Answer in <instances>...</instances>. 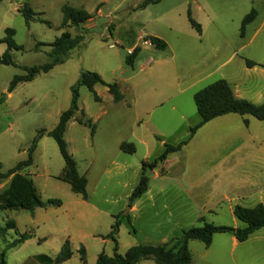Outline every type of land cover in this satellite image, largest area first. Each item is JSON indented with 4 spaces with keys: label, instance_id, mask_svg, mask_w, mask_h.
Listing matches in <instances>:
<instances>
[{
    "label": "rangeland",
    "instance_id": "rangeland-1",
    "mask_svg": "<svg viewBox=\"0 0 264 264\" xmlns=\"http://www.w3.org/2000/svg\"><path fill=\"white\" fill-rule=\"evenodd\" d=\"M144 1L3 0L0 4V55L8 48L3 43L8 28L15 30V42L22 48L12 51L18 66L0 64L3 172L27 159L28 149L41 130L49 132L58 125L61 114L71 106L72 87L83 72H96L105 82L119 84L124 95L117 103L107 87L98 84L95 88L101 98L98 102L86 86H81L78 105L86 118L93 120L95 131L92 133L91 127L71 121L66 134L69 151L77 158L80 173L91 169V201L106 213L98 225L69 226L71 218L77 215L73 211L74 201L80 196L69 184L57 179L63 172L64 160L56 141L45 136L38 143L29 171L44 201L62 202L59 215L64 222L56 234H49L51 231L42 227L36 232L37 239L28 242L25 253L18 257L33 252L36 246L48 256L55 254L63 241L81 228L101 233V239L110 241L108 235L116 218L120 221L117 240L121 254L135 245L172 247L186 230L202 226L204 221L241 227L243 224L234 215L235 206L252 207L260 203L264 192V120L230 114L199 130L190 145L174 155L187 164L169 165L165 178L152 180L151 195L141 199L140 212H130L132 203L128 197L132 185L137 184L135 170L145 154V147L136 144L133 133L145 137L149 147L160 153L165 143L177 145L186 140L190 128L200 122L192 91L204 86L182 94L174 82L177 75L194 72L193 69H210L213 76L209 83L227 79L234 90L239 88L240 97L264 104V0H162L140 8ZM25 4L36 14L29 25L19 12ZM66 4L85 8L93 17L81 26L84 42L63 63L41 73L32 82L20 84L12 97H8L13 78L26 74L23 66L46 64L52 50L50 45L63 32L79 34L74 27L61 28L62 8ZM189 9L202 25L201 35L189 23ZM253 9L257 17L246 26L242 36L243 19ZM150 34L166 41L168 48L160 50L145 45L144 40ZM136 48L140 52L129 65L128 51ZM247 60L258 65L248 68ZM149 61L153 70H141ZM81 117L77 112L76 118ZM118 141L134 144L136 152H122L116 146ZM122 166L128 168L123 171ZM7 181H2L0 186ZM200 182L212 195V212L195 202L186 209L183 196L155 193L160 183L171 188L176 183L181 187ZM9 220H15L19 228L25 229L32 218L25 210H0V228L6 227ZM12 234L15 236L14 231ZM45 238L46 241L39 243ZM101 239L86 240L90 258L100 250L113 254L114 243H101ZM189 248L191 264H264V229L248 241L238 242L236 247L231 234L220 233L214 236L209 248L197 240L190 241ZM139 264L156 263L147 260Z\"/></svg>",
    "mask_w": 264,
    "mask_h": 264
},
{
    "label": "trees",
    "instance_id": "trees-1",
    "mask_svg": "<svg viewBox=\"0 0 264 264\" xmlns=\"http://www.w3.org/2000/svg\"><path fill=\"white\" fill-rule=\"evenodd\" d=\"M2 1L3 0H0V4ZM161 1L162 0H146L143 6L158 4ZM19 12L23 14L27 25H29L36 15L29 4H25L23 8L19 9ZM62 12L63 21L61 28L66 30L67 28L74 27L77 31H80L81 26L92 18V15L86 9L72 7L67 4L63 6ZM256 16L257 11L255 9L251 10V12L245 16L242 22V36L244 35L246 26L252 23L256 19ZM187 17L191 26L201 35L203 32L202 25L193 18L191 9L188 10ZM14 37L15 30L11 28L6 29V36L3 43H6L8 48L3 55H0L1 65L18 66L15 63L12 51L21 50L22 48L16 44ZM84 40L85 37L81 31L76 36H73L69 31L63 32L62 35L50 45L52 50L48 54V62L40 66H23L22 69L26 74L16 75L13 78L8 93H12L19 84L32 82L41 73H48L55 66L63 63L67 56L79 47ZM149 40L157 49L166 50L168 47L167 43L160 38L150 37ZM138 53L139 49L136 48L131 54H128L127 63L129 65L133 64ZM246 62L248 68H253L257 65L255 62L249 60ZM98 84L107 87L108 92L112 95L115 102L118 103L124 99L119 84L105 82L101 75L96 72H83L79 82L72 87L71 106L67 111L61 114L58 125L52 131L48 132L46 130H41L38 133L31 147L28 149V158L26 160L18 163L14 168L6 172L2 171L0 165V183L5 180H10L7 188L0 193V210H25L33 214L37 208L62 206V202L57 199H48L44 201L36 189L34 181L28 175L21 173V171L33 165L34 152L37 149L39 141L45 136L51 137L56 141L64 160L63 172L57 179L68 183L75 194L81 195L84 199L88 198V179L86 176L80 175L77 161L69 151L65 133L68 124L74 118L79 124L91 127L92 133H94L95 126L90 119L86 118L85 112L80 109L78 100L79 88L81 86H86L89 91L94 94L95 100L100 102L101 98L95 91V86ZM194 100L201 118L200 122L196 126L190 128V134L186 140L177 145L165 143L163 151L155 160L149 164H143V173L137 187L130 197V203L142 197L148 191L150 177L147 175V168L150 167L154 169L158 164L165 162L171 154L181 151L183 147L188 145L197 131L207 123L229 114H238L240 116L251 115L259 120H264V104L256 105L248 100L238 98L231 88V85L225 79L217 80L198 91L194 96ZM77 112L81 113V118H76ZM121 150L127 154H134L136 152L135 145L126 142L121 144ZM234 215L243 224L241 227L217 226L204 221L202 226L186 230L183 236L177 240L172 247H168L167 245H136L129 248L125 254L119 252L117 235L119 233L120 221L116 218L115 224L112 225L111 233L108 235V238L114 243L113 255L110 256L102 252L96 264H139L147 260H153L156 264H191L192 253L189 248V242L192 240L200 241L209 248L216 234L229 233L238 242L244 243L248 241L255 232L264 229L263 204H258L254 207L237 205L234 208ZM16 228V221L9 220L6 227L0 228V237L5 236L9 230H14ZM30 237L31 236L28 234H23L16 244L23 243ZM79 251L81 260L85 264L87 262L86 249L82 246ZM72 254L70 241L67 240L55 260H51L47 257L43 258L52 263L59 264L69 260ZM0 264H7L4 259V254H0Z\"/></svg>",
    "mask_w": 264,
    "mask_h": 264
},
{
    "label": "crops",
    "instance_id": "crops-1",
    "mask_svg": "<svg viewBox=\"0 0 264 264\" xmlns=\"http://www.w3.org/2000/svg\"><path fill=\"white\" fill-rule=\"evenodd\" d=\"M144 2L142 3L141 6H139L140 8H146L148 6V5L143 6ZM100 6H102V4L99 5L98 7H100ZM92 18L89 21H87L86 23H84V24H88L92 20ZM147 36H148V37H146L147 39H149L150 37L160 38L157 35H153V34H150V35H147ZM132 44H135L134 41H132ZM167 45H168V43H167ZM135 46H136V44L134 45V47ZM134 47H132V49ZM132 49H130L129 51H132ZM129 51H128V54H129ZM150 63H152V61H149L146 64L142 65V67H141L142 69L141 70L144 71V70H147L148 68L150 70H153V68L150 65ZM165 63H170V62H165ZM255 67H253V68H255ZM193 70H194V72H192L190 70L186 74H179V75H177L175 77L174 82H175V84H177L176 88L178 87L179 91L182 94L187 93L188 91H192L193 89H196L199 86H204V87H199L200 89H198V90L196 89V90L192 91V95L195 96V94L198 91H200L203 88L207 87L208 85L212 84V82L209 83V80L213 76L212 75V71L210 69L200 68V69H193ZM225 80H227V79H225ZM96 86H95V88H96ZM231 88L233 89L232 86H231ZM233 91H234L235 95L238 98L243 99L242 97H240L239 88L237 90L233 89ZM12 93L8 94V97H12V95H13ZM256 105H259V104H256ZM174 108H175V106H174ZM229 115H225V116L216 118L213 121H211V122L207 123L206 125H204L199 130L203 129L204 127H206L207 125H209V124H211V123H213L215 121H219V119H225V118L229 117ZM150 120H151V118H150ZM71 121H75V118L72 119ZM69 124H68V126H69ZM152 124L153 123H151V125ZM93 125H94V123H93ZM67 129H68V127H67ZM198 131L195 134V136L190 140L188 145H190V143L197 137ZM66 134H67V130H66V133H65V139H66ZM133 137L135 138L134 140H135L136 144L138 143L139 145L145 147V154L141 157L140 163L138 164V167L135 170L136 171L135 174H136L137 184L136 185H134V184L132 185V187H131L132 191H131V194H129V197H128L129 200H130V197H131L134 189L137 187V185H138V183L140 181V178L142 176L143 164L144 163L145 164L151 163L163 151V149H162V151L160 153H155V151H153L149 147V144H148L146 138L145 137L144 138L143 137H139L137 135V133H135V134L133 133ZM124 142L125 141H118V144L116 146L119 147L120 150H121V144L124 143ZM68 147H69V145H68ZM185 147H183V149ZM163 148H164V145H163ZM35 152H34V155H35ZM177 153L171 154L165 162L158 164L153 169L152 174L149 176L150 177V182H149L148 191L142 197H140L138 199H135L133 202H131L132 203L131 208H130V212L131 213L140 212V210H141V199L151 195V192H152V186H151L152 180L165 178L166 174H168L167 168L169 167V165L172 166L173 164H177V165H180V166H184V165L187 164V161L186 162H181L177 157L174 156ZM34 155H33V159H34ZM73 156H74L75 160L77 161V158L75 157L74 154H73ZM114 163L115 162L113 161V164ZM33 164H34V161H33ZM77 164H78V162H77ZM29 168L30 167H28L25 170L21 171V173L28 175L33 180L32 175H31V173L29 171ZM122 168H123V171H124L128 167L122 166ZM90 170L91 169H89V171L86 172L85 174H83V173L81 174L80 173V169H79V165H78V171H79L80 175H84L88 179V185H87L88 198L84 199L81 195L77 194V195L80 196V199L74 201L76 206L73 209V211L77 215H75V217L71 218V220L69 221V226H72L73 224L80 225L81 227H87V226L91 227L92 224L98 225L97 224L98 220H101L100 217L103 216V213H106L102 209H99L98 207H96L93 204V202L91 201V199H90V197H91L89 195V188H90V175H89V172H90ZM9 182H10V180H8L2 186H0V187H2V188H0V191L6 189L7 186L9 185ZM34 184H35V182H34ZM159 185H160L159 190H157L155 192V193H157V195L163 196V195L170 194V196L174 195L177 198H180V197L183 198L184 197V199L186 201V209L189 208L188 205L191 204V202H195V204H203L204 208L208 209L207 210L208 212H212V210L210 209L211 208L210 206H211V204L213 202L212 199H211L212 195H210L211 193H207L206 192V189L203 188V186H204L203 183H201V182L200 183H192L190 186L188 185V186H181V187L179 186V184L176 183L171 188L169 186H167L166 184H164V183H160ZM175 185H178V186H175ZM35 186H36V184H35ZM36 189L38 190L37 186H36ZM174 190H176L177 192L175 194H172V191H174ZM262 193H263L262 196L259 198L260 203H258V204H263L264 205V192H262ZM258 204H256V205H258ZM252 207H254V206H252ZM62 208H63V206H61L60 208L59 207L58 208H53V207L37 208V209H35L34 213L31 214L32 220H31V223L29 224V226H26L25 229H21V228H19L18 224L16 223L17 224V228L16 229L9 230L5 236L0 237V254H4V259H5L6 263L7 264H55V263L50 262L47 259H44L43 257H47V258H49L51 260H55L56 257L60 254V252H61V250H62V248L64 246V243L67 240H69L70 241V245H71V250H72V253H73L72 257L69 260L61 262L59 264H84L82 262V260H81V254H80V251H79L82 246L86 249V254H87V262L85 264H96L99 255L102 252H105V251L104 250H100V251H98V253H96L94 256H92L90 258V251H89L88 245L86 244V240L91 238V239H94V241H97L98 239H101L100 237L102 235H101V233H97V232H92V231L87 232L84 228L83 229L81 228L78 233H75V235H71L70 237L68 236V239L63 241V243L61 245V249L57 250L55 252V254H52V255L48 256V255L44 254L41 251L40 247L36 246L37 248L33 252H30V253H28L26 255L18 257L19 254L25 253L24 252L25 245L28 242H31V241H34V240L37 239L36 232L39 231L42 227H47L48 230L51 231V233H49V234H56L58 232V226H60L64 222L63 218H61L60 215H59V213H60L59 211ZM111 225H112V221H111ZM111 229H112V227H111ZM261 230H259V231H261ZM12 231L15 232V236H13ZM259 231H257V232H259ZM59 232H63V230H61ZM257 232H255L253 235H255ZM23 234H28L31 237L28 240H26L25 242H23V243L16 244L17 241L19 240V238L21 237V235H23ZM61 234L65 235L64 232L61 233ZM42 241H46V238L45 239H40L39 243H41ZM110 241H112V240H110ZM110 241L108 239H101V243L109 244ZM237 243H238V241L235 239V247H236ZM12 244H15V245H12ZM164 244H166V243H164ZM96 247H98V246H96ZM107 255H109V254H107ZM112 255H110V256H112Z\"/></svg>",
    "mask_w": 264,
    "mask_h": 264
},
{
    "label": "built area",
    "instance_id": "built-area-1",
    "mask_svg": "<svg viewBox=\"0 0 264 264\" xmlns=\"http://www.w3.org/2000/svg\"><path fill=\"white\" fill-rule=\"evenodd\" d=\"M144 44H145V45H148V46H153L152 43H151V41H150L149 39L144 40ZM133 51H134V50H133ZM133 51H129V54H131Z\"/></svg>",
    "mask_w": 264,
    "mask_h": 264
},
{
    "label": "water",
    "instance_id": "water-1",
    "mask_svg": "<svg viewBox=\"0 0 264 264\" xmlns=\"http://www.w3.org/2000/svg\"><path fill=\"white\" fill-rule=\"evenodd\" d=\"M152 171H153V169H152V168H150V167H148V169H147L148 176H150V175H151Z\"/></svg>",
    "mask_w": 264,
    "mask_h": 264
}]
</instances>
